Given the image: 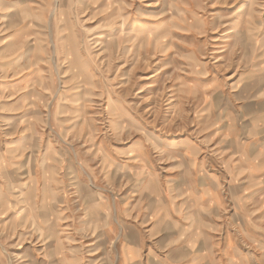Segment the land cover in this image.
<instances>
[{
    "label": "rangeland",
    "instance_id": "374dc122",
    "mask_svg": "<svg viewBox=\"0 0 264 264\" xmlns=\"http://www.w3.org/2000/svg\"><path fill=\"white\" fill-rule=\"evenodd\" d=\"M122 243L264 264V0H0V264Z\"/></svg>",
    "mask_w": 264,
    "mask_h": 264
},
{
    "label": "crops",
    "instance_id": "0c3cea01",
    "mask_svg": "<svg viewBox=\"0 0 264 264\" xmlns=\"http://www.w3.org/2000/svg\"><path fill=\"white\" fill-rule=\"evenodd\" d=\"M156 229V228H155ZM189 249V248H188ZM188 254L183 255L180 257V260H175V261H167L165 258L168 255H172V252L174 254H178L179 252L177 249H169V252L166 254L164 261L161 259H156L154 256L149 255V252L146 254V258L143 259L142 262V257L140 255L139 250L127 243H122V245L118 249V264H198V260H200L199 264L204 263L205 259V254H201L198 257H191V255L195 254V250H187ZM156 253V252H155ZM184 257V258H183ZM200 258V259H199Z\"/></svg>",
    "mask_w": 264,
    "mask_h": 264
}]
</instances>
